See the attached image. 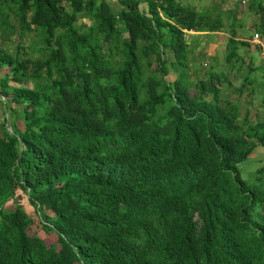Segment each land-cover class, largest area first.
<instances>
[{"label":"trees","instance_id":"trees-1","mask_svg":"<svg viewBox=\"0 0 264 264\" xmlns=\"http://www.w3.org/2000/svg\"><path fill=\"white\" fill-rule=\"evenodd\" d=\"M189 2L0 0V264H264V163L238 167L264 148V59L238 2ZM188 32L227 33L221 62Z\"/></svg>","mask_w":264,"mask_h":264},{"label":"rangeland","instance_id":"rangeland-1","mask_svg":"<svg viewBox=\"0 0 264 264\" xmlns=\"http://www.w3.org/2000/svg\"><path fill=\"white\" fill-rule=\"evenodd\" d=\"M193 2H189V4L191 3L193 6H196L198 8H202V7H206L209 5V0H192ZM196 1V2H195ZM210 2L213 3H218L219 4V8L220 11H230L232 10L233 7V3L234 2H238V7L235 11V22L234 25H242L245 29L248 30V32L245 33L240 32L237 30V39H241L244 41H248L249 44L251 45H255L258 46L260 48V52L258 51V49H255L251 46H249V54L251 55V57L253 58V62H255V66L259 65V61L260 58L264 59V38L260 37L258 35V39L256 42L252 41V35H254V31L252 30L253 24L256 22V17L251 14L250 12H248L246 10V6L243 3V1L241 0H210ZM190 4V5H191ZM115 3L112 2V7L111 9L113 11L116 10V7L114 9ZM227 23V22H226ZM225 32H217V33H213V34H197V33H187L185 35V39L186 42L188 43V49L191 51L188 54V58H192V56H197L199 53H205L206 55L209 56H214L216 58V62L220 63L222 58L220 55H222V50H223V43L225 42V37H226ZM248 37V38H247ZM31 38H33L31 35H27L24 38V42L27 43L29 40H31ZM12 46H14V43L16 42V38L15 35H13L12 39ZM23 42V44H24ZM25 45V44H24ZM7 49L10 50V52L13 51V49L9 48V45H7ZM240 50V48H239ZM242 50H240L241 52ZM190 58V59H191ZM172 59L171 54H169L167 52L166 54V60L167 62L170 61ZM243 60L244 63H246L247 61V52L243 51ZM189 66L190 65V61L188 62ZM219 65V64H217ZM201 70L203 69L202 67L200 68ZM189 73H195L194 75H200L201 71L199 70L198 72H195L194 69H190ZM194 71V72H193ZM170 80V76H166L165 79ZM231 80H234V84L236 86L239 85L240 80L237 79V77L231 78ZM246 92L243 94H236L235 92L230 94V99L236 103L238 105L239 108V117H241L243 111L245 110V108H247V106L249 105L248 103L245 102L246 100ZM256 104L255 102H253V106L249 105V117L248 119L250 121H254L255 119H257V114L259 113V109H256ZM264 163V148H255L254 150H252V152L250 153V155L248 156V158L243 161L242 163L239 164V173H240V177L245 180V181H251L252 177H253V172L255 171L256 168H258L260 165H262ZM23 206L29 211H31V209L25 204V199L22 198ZM37 231H39V229H36Z\"/></svg>","mask_w":264,"mask_h":264},{"label":"built area","instance_id":"built-area-1","mask_svg":"<svg viewBox=\"0 0 264 264\" xmlns=\"http://www.w3.org/2000/svg\"><path fill=\"white\" fill-rule=\"evenodd\" d=\"M257 39H258V35H257V33H254V35H252L251 40L254 41V42H256Z\"/></svg>","mask_w":264,"mask_h":264},{"label":"crops","instance_id":"crops-1","mask_svg":"<svg viewBox=\"0 0 264 264\" xmlns=\"http://www.w3.org/2000/svg\"><path fill=\"white\" fill-rule=\"evenodd\" d=\"M113 7H114V9H115L116 5H115V6H113ZM197 34H202V33H197Z\"/></svg>","mask_w":264,"mask_h":264},{"label":"clouds","instance_id":"clouds-1","mask_svg":"<svg viewBox=\"0 0 264 264\" xmlns=\"http://www.w3.org/2000/svg\"><path fill=\"white\" fill-rule=\"evenodd\" d=\"M188 33H191V32H188Z\"/></svg>","mask_w":264,"mask_h":264}]
</instances>
